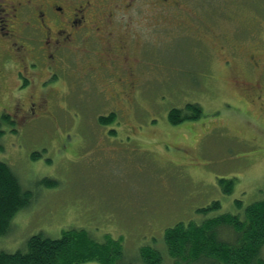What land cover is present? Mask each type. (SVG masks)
Wrapping results in <instances>:
<instances>
[{
    "label": "rangeland",
    "instance_id": "rangeland-1",
    "mask_svg": "<svg viewBox=\"0 0 264 264\" xmlns=\"http://www.w3.org/2000/svg\"><path fill=\"white\" fill-rule=\"evenodd\" d=\"M89 1V28L58 49L0 33V118L14 120L0 127V160L33 193L0 252L78 228L122 240L140 264L144 246L213 202L206 216L264 199V0ZM188 105L201 118L172 124Z\"/></svg>",
    "mask_w": 264,
    "mask_h": 264
},
{
    "label": "trees",
    "instance_id": "trees-1",
    "mask_svg": "<svg viewBox=\"0 0 264 264\" xmlns=\"http://www.w3.org/2000/svg\"><path fill=\"white\" fill-rule=\"evenodd\" d=\"M202 114L195 105L173 108L169 112V121L178 125L198 120ZM116 119L117 114L112 113L100 117L99 124L109 125ZM4 124H14L9 114L1 116L0 127ZM2 132L5 133L0 130V134ZM112 134H116L115 130ZM227 191L232 193L234 189ZM32 194L23 187L13 168L0 160V237L9 232L14 217L31 204ZM238 205L237 214L206 216L210 211L221 209V203L216 201L201 210L206 216L202 221L178 222L167 228L164 245L144 246L140 250L139 263L264 264V199L245 207L241 203ZM27 243L26 250L0 252V264H136L126 260L122 240L107 237L98 241L84 229H67L60 238L39 234Z\"/></svg>",
    "mask_w": 264,
    "mask_h": 264
},
{
    "label": "flooded vegetation",
    "instance_id": "flooded-vegetation-1",
    "mask_svg": "<svg viewBox=\"0 0 264 264\" xmlns=\"http://www.w3.org/2000/svg\"><path fill=\"white\" fill-rule=\"evenodd\" d=\"M94 14H96L95 5L89 0H81L79 6L74 4L73 0H0V33L2 37L12 39V34L15 35L14 30H17L16 32L26 34L28 38L30 35L29 39H33L34 43L41 41L42 36H46L44 45L38 44V47L34 46L30 50L43 52L41 48L47 46L58 49L72 38L71 29L81 34L82 31L85 32ZM12 45L17 46V40L12 42ZM18 46L20 52L27 48L23 44ZM48 57L55 59L53 53ZM31 65L38 67L40 64ZM29 67H31L30 63L24 66V69ZM21 76L23 90L30 79L24 74ZM36 106L37 103L32 102L31 109L34 111Z\"/></svg>",
    "mask_w": 264,
    "mask_h": 264
}]
</instances>
